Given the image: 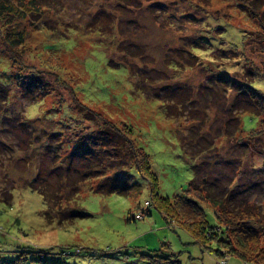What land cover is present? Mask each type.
Wrapping results in <instances>:
<instances>
[{
	"label": "rangeland",
	"instance_id": "374dc122",
	"mask_svg": "<svg viewBox=\"0 0 264 264\" xmlns=\"http://www.w3.org/2000/svg\"><path fill=\"white\" fill-rule=\"evenodd\" d=\"M246 1L6 2L17 12L0 17V34L14 26L25 37L22 65L14 68L0 36V264H230L195 241L186 215L165 218L134 168L128 170L137 184L127 193L92 192L80 183L70 206L87 215L63 224L44 218L45 201L28 184L47 177L56 185L57 154L70 151L58 140L88 132L71 108L77 99L126 126L154 173L157 197L184 194L194 160L203 158L223 175L221 183L248 184L260 171L251 200L264 205V153L246 154V145L226 134L234 130L233 119L225 128L232 91L221 85L227 75L229 86H243L239 75L250 69L251 86L264 91V36L245 13ZM36 73L41 89L25 92L19 83ZM258 125L256 115L240 114L242 136ZM198 149L200 158L187 156ZM80 162L75 169L87 166ZM204 173L198 170L193 183ZM200 206L212 223V204ZM39 251L47 263L34 259Z\"/></svg>",
	"mask_w": 264,
	"mask_h": 264
},
{
	"label": "trees",
	"instance_id": "16d2710c",
	"mask_svg": "<svg viewBox=\"0 0 264 264\" xmlns=\"http://www.w3.org/2000/svg\"><path fill=\"white\" fill-rule=\"evenodd\" d=\"M7 1L0 0V17L5 19L17 12L10 4L6 5ZM247 1L248 5L245 4L244 11L247 12V15L249 14V17L256 20L259 28L256 32L264 36V1ZM10 29V31L8 29L1 33L0 36L4 49L12 57V66L16 68L22 65L21 56L25 33L22 29H17L14 26ZM248 70L249 72L243 71L239 75V81L244 82L243 86L236 84L234 87L229 86V82L226 80L227 75L223 76L225 81H222L221 85L226 89L224 91H232L226 121L232 119L234 121V130L231 133L226 132V134L228 137L233 134L234 138L245 144L249 150L246 154L255 152L263 154L264 91L251 86L252 71ZM39 74H34L26 83H19L24 87L25 92L29 90L34 92L36 88L38 91L41 89L40 84L44 80L42 74L41 76ZM234 78L237 80L236 77ZM74 101L71 108L77 116L83 119L86 126H89L88 132L78 134L77 138L74 137L75 139L70 141L58 140L60 148H63V143L69 142L70 151L62 152L63 154L60 156L57 154V162L53 165V168L56 169V185L51 186L47 177H44L37 185L33 183V180L28 184L30 189L37 192L45 201L46 208L43 211V216L46 220L53 219V221L63 224L70 222L74 217L87 215L84 211L70 206L78 199L80 183L88 182L90 191L102 194L131 191L136 183L135 175L128 170V167H131L146 182L151 200L154 199L153 205H156L162 215L169 218L167 212H173L186 215L190 219V223L194 221L196 227L192 229L195 232L192 235L195 241L201 247L209 248L216 258L229 256L224 261L227 260L230 264H264V205L251 200V192L261 184L260 171L257 172L255 179L248 181V184L244 179L221 183L223 175H220L219 171L209 164L210 162L207 163L205 159L200 158L204 149H198L195 155L187 154L189 157L200 159L198 161L193 159V176L184 187L185 193L175 195L172 201L157 197L154 173L150 170L145 155L134 145L126 126L110 122L101 114L85 107L77 99ZM243 112L256 115L259 120L258 127L245 136H242L240 132V114ZM228 121L225 128L228 126ZM62 130L51 129V133H61ZM48 135L44 134L43 139ZM28 144L31 146L30 141ZM107 151H111L113 154L107 156ZM80 160H82L80 163L85 162L84 165L87 166L75 169L74 163ZM60 166L66 169L65 174L59 172L61 169L58 167ZM200 169L205 173L201 176L200 184H194L193 181L197 178L196 174ZM215 171H218L217 174ZM209 175L211 176L208 178ZM36 177L38 176L36 175ZM93 179L96 180L95 183L91 182ZM63 193L67 198L65 205L61 204ZM201 200L208 201L213 206L214 221L212 223L207 220L206 213L200 206ZM147 201L151 204L150 200ZM211 242H214V246L210 245ZM34 259L40 263H47L44 254L40 251L36 252ZM175 264H178V261H175Z\"/></svg>",
	"mask_w": 264,
	"mask_h": 264
}]
</instances>
